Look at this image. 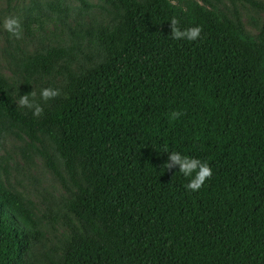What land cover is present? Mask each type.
Listing matches in <instances>:
<instances>
[{"label": "trees", "instance_id": "16d2710c", "mask_svg": "<svg viewBox=\"0 0 264 264\" xmlns=\"http://www.w3.org/2000/svg\"><path fill=\"white\" fill-rule=\"evenodd\" d=\"M222 1L110 0L95 53H21L15 91L0 74V141L45 138L65 178L47 167L73 186L63 207L78 225L48 264H264V21L251 35ZM172 17L200 37L172 39ZM46 87L61 95L40 117L17 104ZM172 152L211 179L187 190L192 177L164 167ZM40 224L0 175V264H28Z\"/></svg>", "mask_w": 264, "mask_h": 264}, {"label": "rangeland", "instance_id": "374dc122", "mask_svg": "<svg viewBox=\"0 0 264 264\" xmlns=\"http://www.w3.org/2000/svg\"><path fill=\"white\" fill-rule=\"evenodd\" d=\"M252 1L254 5L242 0H223L216 5L227 16L237 14L244 30L255 35L264 21V11L259 7L262 0ZM112 11L110 0H0V74L15 91L21 81L12 73L19 71L17 57L21 53L32 55L47 47H72L77 56L79 52L95 53L97 29L109 26ZM7 17L19 19L21 38L17 39L4 30L3 23ZM58 78L54 70L51 76H43L39 85L45 86ZM37 102L42 104V100L37 99ZM45 156L64 177L45 138L30 143L23 136L17 138L12 131L2 135L1 178L9 188L32 204L33 212L41 219L39 230L42 238L35 244L28 264H48L52 248H60L78 225L73 215L63 207L67 191L73 186L67 180L64 184L60 182L47 167Z\"/></svg>", "mask_w": 264, "mask_h": 264}, {"label": "clouds", "instance_id": "9594fccd", "mask_svg": "<svg viewBox=\"0 0 264 264\" xmlns=\"http://www.w3.org/2000/svg\"><path fill=\"white\" fill-rule=\"evenodd\" d=\"M171 6L175 7L177 5V0H169ZM179 20L176 17H172L170 20L171 26V38L175 40H188L195 41L197 40L201 32L203 31L202 27L194 26L185 29L179 27ZM3 28L8 33H11L17 39L22 36L21 24L18 18L16 17H7L4 20ZM61 95V92L57 88L46 87L40 91V99L47 103L50 100H53ZM18 105L21 108H27L32 111V114L35 117H40L43 114V106L36 100V91L33 90L29 94L20 95L18 100ZM182 114L178 111H173L170 114L171 119H179ZM169 162H167L164 167L168 170L172 169L175 166H179V172L186 177H192L188 184L185 185L186 189L189 191H199L205 184V182L211 179L213 175L212 168L210 165L201 161L200 159L184 156L178 152H172L169 155ZM193 173L195 175L193 176Z\"/></svg>", "mask_w": 264, "mask_h": 264}]
</instances>
